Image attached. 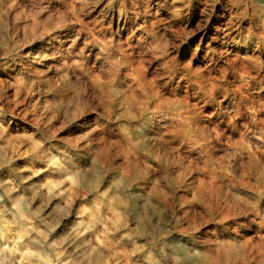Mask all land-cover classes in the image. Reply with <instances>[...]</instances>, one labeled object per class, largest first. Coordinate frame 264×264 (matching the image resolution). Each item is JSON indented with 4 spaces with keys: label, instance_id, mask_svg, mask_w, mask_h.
<instances>
[{
    "label": "bare ground",
    "instance_id": "obj_1",
    "mask_svg": "<svg viewBox=\"0 0 264 264\" xmlns=\"http://www.w3.org/2000/svg\"><path fill=\"white\" fill-rule=\"evenodd\" d=\"M148 1L149 9L160 4ZM239 3L227 0L231 10ZM230 13L211 27L197 66L171 68L175 86L166 99L159 85L141 81L137 93L120 80L134 54L120 33L107 83L116 97L105 109L122 122V135L94 124L102 144L85 157L38 148L30 137L68 117L69 95L41 107L26 79L42 67L57 75L76 66L75 48L56 45L68 39L63 28L49 30L18 67L0 65V264H264V186L251 178L259 171L264 181V61H217V50L226 53L224 46L251 34L238 28L231 37L224 28ZM164 147L168 160L160 156ZM157 218L179 227L173 246L157 242Z\"/></svg>",
    "mask_w": 264,
    "mask_h": 264
},
{
    "label": "rangeland",
    "instance_id": "obj_2",
    "mask_svg": "<svg viewBox=\"0 0 264 264\" xmlns=\"http://www.w3.org/2000/svg\"><path fill=\"white\" fill-rule=\"evenodd\" d=\"M159 1V6L149 9L148 0H0L3 5V9H0V65L10 62L18 67L21 59L27 60L30 50L46 43L49 30L63 28L59 31L63 36L67 34L68 39H60V42H56L57 47L63 50L72 45L77 52L74 57L76 66L66 73L54 75L42 67L40 75L26 77L34 82L31 92L40 97L41 107L47 101L52 104L62 96L71 97V100L64 102L68 110V117L64 121H53L54 126L48 134L42 129L31 131L33 134L30 137L34 139L36 147L52 145L55 150L74 153L76 158L79 154L85 157L89 147L92 149L88 153L92 154L102 144L98 139L100 132L94 128V124L103 129L110 127L115 135H122V122L118 116L115 120L114 113L109 118L105 109L107 99L116 97L107 83L109 65L118 57L117 45L121 42L117 38L120 33L124 49L129 53L133 48L134 52V58L129 55L133 61L128 67L129 76L125 78V73L120 71V80L129 82L128 85L137 93L141 81L150 83V86L159 85L163 89L161 97L164 99L170 85L175 86V82L170 83L172 69L188 64L197 66L205 55L204 49L213 33L211 27L216 26L225 11L227 15L231 11L232 23L224 26L232 33L231 37L237 35L238 28L244 31L243 35L247 30L251 34L245 38L248 41L243 37L236 38L237 44L224 46L223 51L228 50L226 53L217 50V61L225 63L234 56L245 61L246 57L251 56L264 61V0H240L232 10L227 0ZM230 16H226V19ZM126 37L129 43L124 42ZM246 42L247 46H242ZM108 43L112 50L109 47L103 49L102 44ZM128 44L131 46H125ZM256 48L259 50L254 51ZM117 67L122 69L121 64ZM73 147H78V150H72ZM160 156L168 160L169 149L164 147ZM258 174L259 171L251 172L252 184L261 188L264 181L258 178ZM161 177L163 175L158 173L160 181ZM236 195L252 197L242 190H238ZM259 209L264 213L263 205ZM156 225L161 232L157 242L173 246L174 238L179 234L177 224L169 219L157 218ZM143 239L150 242L151 237ZM165 261L168 262L169 258H165Z\"/></svg>",
    "mask_w": 264,
    "mask_h": 264
}]
</instances>
